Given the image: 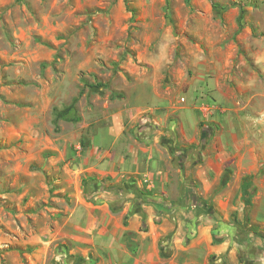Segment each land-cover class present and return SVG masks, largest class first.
I'll return each instance as SVG.
<instances>
[{
  "label": "rangeland",
  "instance_id": "1",
  "mask_svg": "<svg viewBox=\"0 0 264 264\" xmlns=\"http://www.w3.org/2000/svg\"><path fill=\"white\" fill-rule=\"evenodd\" d=\"M154 80L159 102L195 107L181 118L198 143L179 150L180 162L201 157L204 137L236 144L237 160L207 193L183 168L198 202L182 191L169 201L184 205L171 209L212 221L224 250L207 264H264V0H0V264L99 263L65 220H78L97 189L120 213L132 186L79 171L117 122L128 137L177 122L166 108L133 112ZM63 232L73 238L58 239Z\"/></svg>",
  "mask_w": 264,
  "mask_h": 264
},
{
  "label": "crops",
  "instance_id": "2",
  "mask_svg": "<svg viewBox=\"0 0 264 264\" xmlns=\"http://www.w3.org/2000/svg\"><path fill=\"white\" fill-rule=\"evenodd\" d=\"M149 83L146 100L141 104L135 103L133 112L166 108L176 114L177 122L174 120L165 128V125L154 121L152 127L141 128L132 137L124 136L123 127L118 122L110 128L107 132L108 139L100 144L105 148L103 152L100 154L95 148H91L79 173L88 177L95 174V178L100 180L110 176L111 183L131 185L132 188L126 190L122 211L111 212L110 207L115 205L116 198L106 193L107 190L88 191L95 195V202L81 200L77 211L80 212L78 220L71 213L65 220V225L77 226V241L92 245L90 249H93L99 259L98 264H207L209 254L224 250V244L213 245L210 233L212 221L204 216L199 217L200 224L195 222L197 219L194 217H191L194 219L190 222L184 221L185 218L182 219L179 214L184 212H173L171 207L177 205L169 200L173 194L184 193L186 186L193 189L191 182L182 180V169L185 167L188 179H192L195 184L197 179L203 185L204 192H209L217 184L223 169L231 161L237 160L236 156L231 157L229 153V147L236 144L222 139H205L201 157L197 156L199 159L194 161L193 153L190 152L185 158L187 160L181 163L179 150L188 152L187 149L191 150L190 147L197 146L198 143L197 139L184 133L183 127L186 125L182 124L185 120L181 118V112L191 113L195 107L177 106V96L172 95V99L159 102L162 93L158 82L154 80ZM173 88L171 86L166 89L172 91ZM196 129L195 124L193 130ZM182 205L184 204L178 206ZM193 207L198 209L200 205ZM142 223L147 225V230H139ZM183 225H196V234L189 235L183 230ZM56 237L73 238L64 232ZM161 238L162 250L159 247ZM85 248L87 253L89 247ZM165 255L170 257L165 259Z\"/></svg>",
  "mask_w": 264,
  "mask_h": 264
},
{
  "label": "trees",
  "instance_id": "3",
  "mask_svg": "<svg viewBox=\"0 0 264 264\" xmlns=\"http://www.w3.org/2000/svg\"><path fill=\"white\" fill-rule=\"evenodd\" d=\"M242 14H243V12H241L240 18H242ZM204 141H205V137L201 139V142H200V148L204 145ZM199 150H200V149H199ZM182 160H183V159H182ZM181 163H182V161H181ZM247 185H248L247 183H244V184H243V187H242V189H243L242 194H243V196H245V197H246V195H247V189H248V186H247ZM185 194H186L187 201L189 200L188 202H193V204H194L196 201L198 202V200H197V196H196V194H195V192H194L193 189H190V188L188 187V188L186 189ZM244 202H245L246 205H249V200H245ZM215 240H217V239H215Z\"/></svg>",
  "mask_w": 264,
  "mask_h": 264
}]
</instances>
